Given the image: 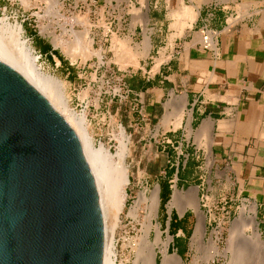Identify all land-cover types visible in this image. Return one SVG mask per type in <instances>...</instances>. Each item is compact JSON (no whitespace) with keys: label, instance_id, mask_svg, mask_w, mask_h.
Masks as SVG:
<instances>
[{"label":"rangeland","instance_id":"rangeland-1","mask_svg":"<svg viewBox=\"0 0 264 264\" xmlns=\"http://www.w3.org/2000/svg\"><path fill=\"white\" fill-rule=\"evenodd\" d=\"M191 1L201 6L211 0ZM191 1H146L149 9L147 15L152 50L149 56L141 61L142 66L139 69L123 70L114 62L111 38L114 33L122 39L134 33L133 46L142 41L143 28L139 24L134 26L132 14L133 7L135 9L141 7V0L60 1L61 14L68 17L72 14L87 15L88 20L94 26L97 25L93 30L94 47L96 51L103 49L102 62L99 63L98 57L94 55L84 64L81 61L72 62L60 47H55L50 36L41 32L47 27L49 30L55 29L57 35L63 33L58 24L53 23L54 19L46 13L48 1L39 0L37 7L26 8L20 0H0V27L5 34L12 36L14 33H20L21 46L27 47L32 56L38 57L35 62L37 73L41 74L42 79L53 78L58 82L67 101L69 113H73L75 117H81L85 113L83 117L87 121L83 123V131L87 135L89 149L95 151L101 144L106 153L113 156L120 144L119 137L123 127L125 137L128 139L126 166L130 176L129 194L136 198L141 193L149 200L152 199L151 193L159 189L160 198V186L168 184L167 202L162 206L160 201L157 221L164 237L168 235V230L173 239L168 247L171 250H168L169 255L172 257L177 253L184 263L190 262L192 258L190 238L197 224V215L191 208H186L182 215L176 207L169 212L168 203L172 199L174 186L185 193L192 189L196 190L199 209L204 216L207 239L213 231L222 228V247L228 236L229 223L235 219L238 208L247 205L249 213L250 207L255 205L252 201L237 196L236 187L229 177L225 162L213 156L212 147L209 145L207 149L205 146H199L195 135L197 128L191 123L192 118L189 121L185 114L181 123L177 124L179 121L177 122L172 103L179 98L171 96L174 92L169 90L164 97L159 96L158 105H155L157 99L155 93L148 95L141 93L143 92L141 87L148 77L151 78V84L156 86L152 78L158 71L157 66L172 62L177 57L176 53L181 49V45H188L193 33L194 41L200 42V33H195L196 30L191 28L190 23V28L183 27L188 21H184L178 30L171 27L175 20L169 16L170 11L178 10L183 5L191 6ZM100 22L108 29L107 33L105 27L99 26ZM75 30L81 31L82 27L76 26ZM170 36L173 38L172 46L169 45ZM69 38L71 39L70 35H64V39ZM43 43L50 46L47 53L43 51ZM162 57H165L163 61L160 59ZM155 91L154 89L153 92ZM185 94L187 97L184 90L174 93L176 96ZM186 107L187 112L191 113L188 97ZM165 108L167 115L163 118ZM187 126L193 131L188 132ZM162 195L165 196V190ZM133 202L134 197L128 200V207ZM167 212L170 218L174 214L181 220L175 225V229L170 230ZM255 219L261 239L264 241V222L257 209ZM131 221L130 217H125L123 226L127 227L126 235L135 237L138 234L137 225ZM130 254L131 248L124 250L122 245L118 246L119 259H126ZM224 261L217 259L214 264H223ZM157 262L160 264V255Z\"/></svg>","mask_w":264,"mask_h":264},{"label":"bare ground","instance_id":"bare-ground-1","mask_svg":"<svg viewBox=\"0 0 264 264\" xmlns=\"http://www.w3.org/2000/svg\"><path fill=\"white\" fill-rule=\"evenodd\" d=\"M20 1L26 8L37 7L39 4V0ZM46 1H48L47 15L54 19L53 23L58 24L57 26L61 28L63 33L57 35L55 29L49 30L47 27H44L41 32L50 36L55 47H60L72 62L81 61L84 64L95 55L98 57L99 63H101L103 49L96 51L94 47L93 30L94 27L97 28V25L94 26L88 20L87 15L72 14L68 17L61 14V0ZM146 1L141 0V7L139 9L132 8L135 21L134 26L135 24H139L143 28L142 41L135 43L133 46L134 33L132 32L134 31L125 39L120 38L115 33L112 35L111 49L115 55L114 62L123 70L128 68L134 70L139 69L142 66L141 61L146 59L152 50L151 31L148 26L149 18L147 15L149 9ZM191 2V6L183 5L178 10L170 11L169 16L175 20L171 26L172 29H180L183 21H188V24H191V28L193 27L199 15L200 5H195L193 1ZM243 5L241 4V7ZM244 6L242 8L245 9ZM237 14L240 13L238 12ZM249 15L251 14H247V16ZM242 16L244 17V15ZM237 18L229 17V24L235 23ZM98 24L100 27H105L106 31H104L106 33L108 32L103 22ZM76 26H81L82 30H75ZM105 32H103V35ZM64 35H70L71 39H64ZM212 37L211 47L217 50V42L214 40V35ZM0 57L48 100L51 106L73 129L80 141L85 160L91 170L99 195L105 230L103 264H158L157 258L159 255L160 264H214L217 259H224L223 264H264V241L261 239V234L255 219V205L250 207L251 210L249 213L247 205H242L238 208L235 219L229 223L227 228L228 236L224 240L225 245L222 247V228L213 231L210 238L207 239L204 216L199 209L196 190L192 189L188 193H185L177 189L176 186L173 187V196L168 203L169 212L176 207L179 209L180 215H182L186 208H191L197 215V224L190 238V250L192 252L190 262H182L177 253L171 257L168 247L173 239L169 235L168 230V235L164 237L163 230L157 221L160 204L159 189L151 193L152 199L149 200L141 193H139L136 197L137 200H135V196H131L128 192L130 185L129 169L126 166V145L128 139L125 137L123 127L121 128L119 137L120 144L113 156H109L101 144L95 151H91L89 149L87 135L83 131V123L87 121L83 117L85 113L81 117H75L73 113H69L67 101L63 97V92L58 82L53 78L42 79L41 74L37 73L35 62L38 57L32 56L31 51L27 47L24 48L21 46L20 33L7 36L3 28L0 27ZM160 59L163 61L165 57ZM173 103L172 105L177 115V122L179 121L177 124H180L183 116L185 114L189 115L186 110L187 102L182 97ZM187 130L190 132L189 126H187ZM209 145L211 144H201V146H205L206 148ZM132 197H134V202L128 207V200ZM125 217H130L132 224L133 222L136 223L137 236L129 237L126 235L127 227L123 226ZM121 231L122 233H120ZM119 245H122L124 250L131 248L130 257L119 259L117 255Z\"/></svg>","mask_w":264,"mask_h":264},{"label":"water","instance_id":"water-1","mask_svg":"<svg viewBox=\"0 0 264 264\" xmlns=\"http://www.w3.org/2000/svg\"><path fill=\"white\" fill-rule=\"evenodd\" d=\"M104 248L77 135L0 57V264H103Z\"/></svg>","mask_w":264,"mask_h":264},{"label":"crops","instance_id":"crops-1","mask_svg":"<svg viewBox=\"0 0 264 264\" xmlns=\"http://www.w3.org/2000/svg\"><path fill=\"white\" fill-rule=\"evenodd\" d=\"M221 1L202 4L193 24L195 33L203 26L217 33V50H202L193 33L172 62L159 66L152 78L156 86L148 77L141 93H155V105L169 90L187 93V116L196 125L197 143L211 144L213 156L225 162L237 196L252 201L264 222V0ZM229 17L236 22L229 24ZM172 41L170 36L169 45ZM174 93L187 102L186 94Z\"/></svg>","mask_w":264,"mask_h":264},{"label":"built area","instance_id":"built-area-1","mask_svg":"<svg viewBox=\"0 0 264 264\" xmlns=\"http://www.w3.org/2000/svg\"><path fill=\"white\" fill-rule=\"evenodd\" d=\"M199 33H200V42H199L200 48L205 51L214 52L215 49L211 47V41L213 39L212 37L213 35L215 40L217 33L214 30L208 28L207 26H203L202 28H200Z\"/></svg>","mask_w":264,"mask_h":264},{"label":"trees","instance_id":"trees-1","mask_svg":"<svg viewBox=\"0 0 264 264\" xmlns=\"http://www.w3.org/2000/svg\"><path fill=\"white\" fill-rule=\"evenodd\" d=\"M43 51L46 52V53L48 51H50V46L48 44H46V43H43ZM173 174H174V172H173ZM163 190H165V196L162 195ZM168 192H169V186H168V184H166V186H160V201H161L162 206H164V204L167 202ZM180 221L181 220H178L177 217L174 214H172L171 215V219H170V224H169L170 230L171 229H175V225L178 222H180ZM168 250L171 251L170 249H168Z\"/></svg>","mask_w":264,"mask_h":264}]
</instances>
